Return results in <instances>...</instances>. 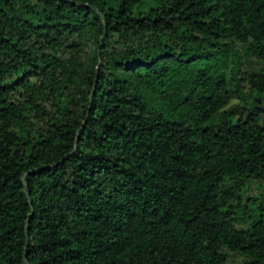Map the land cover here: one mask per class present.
<instances>
[{"label":"trees","instance_id":"1","mask_svg":"<svg viewBox=\"0 0 264 264\" xmlns=\"http://www.w3.org/2000/svg\"><path fill=\"white\" fill-rule=\"evenodd\" d=\"M0 264H264V0H0Z\"/></svg>","mask_w":264,"mask_h":264},{"label":"rangeland","instance_id":"2","mask_svg":"<svg viewBox=\"0 0 264 264\" xmlns=\"http://www.w3.org/2000/svg\"><path fill=\"white\" fill-rule=\"evenodd\" d=\"M238 102V99L237 98H233L231 101H230V103L228 104V106H232V105H234L235 103H237Z\"/></svg>","mask_w":264,"mask_h":264},{"label":"water","instance_id":"3","mask_svg":"<svg viewBox=\"0 0 264 264\" xmlns=\"http://www.w3.org/2000/svg\"><path fill=\"white\" fill-rule=\"evenodd\" d=\"M91 96H92V95H91ZM85 123H86V120L83 122L81 128L84 126ZM36 169H40V168H36ZM33 170H35V169H32V170H30V171H33ZM23 179L25 180V176H23ZM25 263H28L27 260H25Z\"/></svg>","mask_w":264,"mask_h":264}]
</instances>
